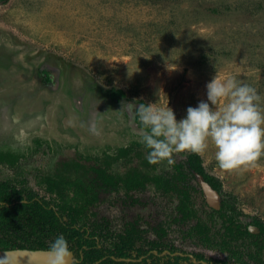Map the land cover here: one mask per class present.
<instances>
[{"label": "rangeland", "instance_id": "obj_1", "mask_svg": "<svg viewBox=\"0 0 264 264\" xmlns=\"http://www.w3.org/2000/svg\"><path fill=\"white\" fill-rule=\"evenodd\" d=\"M215 75L236 76L264 96V0H0V151L22 154L14 166L0 162V179L29 185L56 205L44 176L79 178L98 193L81 220L89 227L108 223L116 232L139 216L156 239V226L165 228L158 239L163 248L224 264H264V249L253 239L236 241L239 255L215 239L204 241L197 225L225 235L224 220L187 165L178 184L190 186L193 215L184 218L178 192L153 181L132 190L106 188L93 158L142 142L140 100L154 108L169 104L179 120L188 106L207 100ZM119 88L125 95L113 98L109 91ZM93 121L98 135L89 131ZM147 151L114 164L110 174L171 179L177 173L166 161L150 163ZM190 153H174L175 163ZM214 153L210 142L200 155L206 171L222 181L223 201L234 197L243 224L264 219V156L237 171L220 167Z\"/></svg>", "mask_w": 264, "mask_h": 264}, {"label": "trees", "instance_id": "obj_2", "mask_svg": "<svg viewBox=\"0 0 264 264\" xmlns=\"http://www.w3.org/2000/svg\"><path fill=\"white\" fill-rule=\"evenodd\" d=\"M109 93L113 98H116L118 95H125V91L120 88L111 89ZM139 103L148 104L144 100H140ZM136 120L139 126L144 128L138 115ZM143 147L145 148L141 141H134L129 145L117 147L113 153L105 152L102 156H94L93 158L100 167L97 171L102 180V185L106 188H116L119 184H123L128 190H132L144 188L147 182L153 181L161 189L178 192L181 198L179 211L183 213L184 218L193 215V211L190 208V186L180 187L178 184V181L187 176L184 171L186 165L191 172L197 171L204 175L206 180L216 190L220 191L221 194L224 193L223 183L220 178L206 171L202 156L195 152H191L185 162L174 164L177 173L171 179H167L161 175L142 176L138 173H127V175L110 174L109 169L114 164L120 161L128 164L136 157H142L144 151ZM21 155L20 153L1 150L0 162H5L10 166H14L19 161ZM74 164L77 166L79 165L78 162H74ZM44 182L46 183L47 190L57 195L53 197L59 201H57L58 203H56V205L52 204V198L50 200L44 199L39 197L38 193L34 190H29L21 186L18 187L16 184L7 180H0V227L4 228L3 231L6 232L5 236L0 238V249H11L16 247L49 249L50 244L44 241L46 237L43 234L49 233L48 236H53L56 232L55 235H63L68 240L69 245L70 243H79V246L83 247L84 244H86L88 248L94 245L92 252H99L96 242L89 243L88 238H85L83 234L80 235V228H82V226H77L78 221L85 214L87 207L98 199L97 192H93L94 188L79 178L67 180L53 174L44 176ZM71 192H73L74 195L70 196L69 193ZM54 207H59L61 209L56 211ZM218 212L224 220L225 235L217 233L213 236L211 232L212 227L209 228L205 224L201 225V223L197 225L198 231L207 244H209L211 238L213 240L215 239L222 249L230 250L232 253L239 255V245L236 247L237 242L250 238L251 240L253 239L252 241L255 246L257 245V247L259 246L264 249V219L254 216L251 221L243 224V222L239 220V217L244 215V212L236 206L233 196L230 198L228 197L227 200L224 199L222 207ZM249 224L259 227L260 232H251L248 228ZM11 228L14 230L13 235L17 240L16 242H12L11 236H9ZM37 237L39 239L43 238V241H37ZM256 251L257 249H254V251L251 252L255 253ZM254 253L250 254V257H257ZM119 254L124 255L121 251ZM167 256L184 257L180 254L173 256L169 254ZM195 256L205 257L199 253H195ZM99 258L100 257H93L90 260L88 259V263H96ZM111 260L112 259L109 257L101 261L100 264H107Z\"/></svg>", "mask_w": 264, "mask_h": 264}, {"label": "clouds", "instance_id": "obj_3", "mask_svg": "<svg viewBox=\"0 0 264 264\" xmlns=\"http://www.w3.org/2000/svg\"><path fill=\"white\" fill-rule=\"evenodd\" d=\"M206 87L207 100L188 106L186 116L179 120L169 104L158 108L150 103L138 105L137 115L145 128L142 143L150 163L173 165L174 153L204 154L210 142L215 159L225 170H243L264 156V96L236 76L221 79L215 75ZM89 131L99 134L95 121ZM49 248L52 264H64L70 253L68 240L59 235Z\"/></svg>", "mask_w": 264, "mask_h": 264}, {"label": "flooded vegetation", "instance_id": "obj_4", "mask_svg": "<svg viewBox=\"0 0 264 264\" xmlns=\"http://www.w3.org/2000/svg\"><path fill=\"white\" fill-rule=\"evenodd\" d=\"M0 180L10 181L11 183H14L18 187H20V185L13 180L10 179H0ZM21 187H26V189L34 190L30 188L29 185H21ZM38 196L41 197L40 195ZM42 198L47 199L45 197ZM96 202L90 204L87 207L85 214L78 221L77 226L79 227L82 226V228H80V235L83 234L85 238H88L89 243L96 242V246L99 248V252H92L94 245H91L88 248L86 247V244H84V246L82 247L79 246V243H75V244L70 243L69 248L70 250L73 251V256H72L73 261L71 264H100L101 261L109 257L112 260L109 261L107 264H224L223 260H218L214 258L212 259L211 257H196L195 253L192 254L182 251L178 252L176 249H172L171 246L170 247L166 246L163 248L161 245H159L160 241H158V239L161 240L162 236L166 234L165 228L161 225L156 226V230H155L157 237L156 239L151 235H148L146 228L143 227V225L140 222L141 218L139 219V216H137L136 218L135 217L130 218L129 221L124 223L121 226V228L118 229L119 231L116 232L111 226H108L109 225L108 223L101 224V226L104 229H100V228L98 229L94 225L93 227H89L84 222H81V220L87 217V215L90 212L91 206L94 205ZM222 203H223V199L221 195V206L220 208H218L217 211L221 209ZM0 204H1V199H0ZM54 209L56 211L57 210L59 211L61 208L57 209L56 207H54ZM253 227L254 229H252ZM255 227L257 229H255ZM109 228L111 231L108 230ZM248 228L253 233L260 232V228L253 224H249ZM3 230L4 228L0 227V238L5 236L6 234V232H4ZM112 230H114V232ZM13 232L14 230L11 228V231L9 232V236H11L10 238L12 242H16L17 240L15 239ZM48 234L49 233L43 234L46 237L44 241H47L49 242V244H51L57 237L55 235L56 232L52 238L51 236H48ZM106 236H108L111 240L113 237L114 238L113 243H111L110 245L105 244L104 240ZM36 239L37 241H43V238L39 239L37 237ZM43 249H47V248H43ZM120 251L123 252L124 255L119 254ZM169 254L171 256L180 254L184 257H168L167 255ZM93 257H100V258L96 263H88V259L90 260ZM227 264H231V263H227ZM236 264H240V263H236Z\"/></svg>", "mask_w": 264, "mask_h": 264}, {"label": "water", "instance_id": "obj_5", "mask_svg": "<svg viewBox=\"0 0 264 264\" xmlns=\"http://www.w3.org/2000/svg\"><path fill=\"white\" fill-rule=\"evenodd\" d=\"M208 201L216 208L221 206V195L204 176L196 172ZM254 229V227L252 228ZM255 229H257L255 227ZM73 251L65 257L64 264H71L73 261ZM53 253L50 249H31V248H11L0 249V262L2 264H52Z\"/></svg>", "mask_w": 264, "mask_h": 264}]
</instances>
